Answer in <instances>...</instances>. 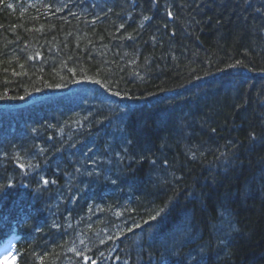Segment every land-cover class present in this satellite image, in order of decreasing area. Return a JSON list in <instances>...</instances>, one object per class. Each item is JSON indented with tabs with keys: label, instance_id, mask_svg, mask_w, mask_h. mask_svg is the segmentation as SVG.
Segmentation results:
<instances>
[{
	"label": "trees",
	"instance_id": "obj_1",
	"mask_svg": "<svg viewBox=\"0 0 264 264\" xmlns=\"http://www.w3.org/2000/svg\"><path fill=\"white\" fill-rule=\"evenodd\" d=\"M15 231L17 264H264V0H0Z\"/></svg>",
	"mask_w": 264,
	"mask_h": 264
},
{
	"label": "rangeland",
	"instance_id": "obj_2",
	"mask_svg": "<svg viewBox=\"0 0 264 264\" xmlns=\"http://www.w3.org/2000/svg\"><path fill=\"white\" fill-rule=\"evenodd\" d=\"M0 264H16L15 258L11 255L8 246L4 248L3 253L0 251Z\"/></svg>",
	"mask_w": 264,
	"mask_h": 264
},
{
	"label": "snow or ice",
	"instance_id": "obj_3",
	"mask_svg": "<svg viewBox=\"0 0 264 264\" xmlns=\"http://www.w3.org/2000/svg\"><path fill=\"white\" fill-rule=\"evenodd\" d=\"M168 15L171 16L172 13H171V12H168ZM145 19H147V17H145ZM121 27H123V25H121ZM96 83H99V81H96ZM48 87H53V85H52V84H49ZM55 87H61V85L56 84ZM115 95L118 96L119 93L117 92V93H115ZM21 167H23V165H21ZM43 183H44V184H48L49 181H48L47 179H45V180L43 181ZM162 212H163V209H160V210H158V211L156 212V215H155V216L149 215V220H156L157 217L160 216ZM145 223H148V221H145Z\"/></svg>",
	"mask_w": 264,
	"mask_h": 264
}]
</instances>
